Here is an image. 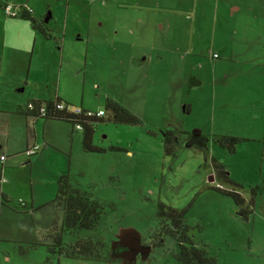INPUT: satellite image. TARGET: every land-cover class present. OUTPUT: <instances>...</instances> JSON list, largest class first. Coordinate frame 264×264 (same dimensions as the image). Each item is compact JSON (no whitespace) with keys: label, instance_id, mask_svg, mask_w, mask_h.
<instances>
[{"label":"rangeland","instance_id":"rangeland-1","mask_svg":"<svg viewBox=\"0 0 264 264\" xmlns=\"http://www.w3.org/2000/svg\"><path fill=\"white\" fill-rule=\"evenodd\" d=\"M24 3L35 18L43 19L40 24L52 38L47 42L31 21L26 23L29 31L14 34V28L8 29L1 75L21 74L22 65L16 63L22 60L34 71L25 97L38 83L44 100L58 96L94 113L104 110L106 116L94 127L93 144L100 152L84 151L82 133H74L75 142L59 139L61 153L50 152L48 162L34 170L35 185L29 180L23 188L1 183L12 200L0 206V264H123L48 251L54 245L48 237L50 204L57 197L51 167L103 204L96 233L111 249L124 230L133 229L148 241L150 236L158 239L149 259L138 258L135 264H177L181 231L162 232L160 205L188 208V237L217 264H264V32L256 30L264 23L260 7L245 3L257 13L248 15L243 27L240 16H230L237 5L233 0ZM1 35L0 27V41ZM110 100L136 114L140 123H115L107 111ZM197 130L207 138L204 152L186 146L188 135ZM167 135L175 136L172 155L166 154ZM223 136L233 138V152L219 143ZM212 158L223 163L228 179L209 181ZM31 185L36 205H45L22 212L19 201L30 205ZM215 187L238 193L244 206Z\"/></svg>","mask_w":264,"mask_h":264},{"label":"trees","instance_id":"trees-1","mask_svg":"<svg viewBox=\"0 0 264 264\" xmlns=\"http://www.w3.org/2000/svg\"><path fill=\"white\" fill-rule=\"evenodd\" d=\"M21 11L27 13V16L23 15V18H31L30 11L23 10V8ZM191 81L193 82L192 79ZM60 103L79 108L81 114L77 115L75 113H67L64 110H57L56 106ZM29 105H34L36 108L34 110L29 109ZM41 107L46 108L47 113L45 116H42L38 111ZM107 111L110 112L111 119L117 124L137 125L140 123V118L136 114L115 101H107ZM27 112L30 116L37 119L63 121L71 124L73 127L78 125L81 126L79 131L82 133L81 144L84 151H101L100 148L94 146L93 137L95 124L106 116L105 111H102L104 113L103 116H99L98 113L91 112L82 106H74L60 98H56L55 100L47 102L31 100L27 104ZM168 133H171V131ZM168 135L165 140V150L166 154L172 155L175 153L174 146H172ZM219 143L222 146H228L230 151H234L233 138L223 136L219 140ZM28 150L24 151L26 157H28L26 155ZM40 150L41 147L39 146V151ZM38 152L34 155H37ZM4 160L1 159V162ZM225 179H228L226 175L224 177V180ZM69 183V176L67 175H62L57 180V197L50 204L52 206L50 210L52 215L49 224L50 230L48 231V237L53 240L54 245L48 246V251L52 254L55 252L59 257L69 259L104 262L116 261V259L113 258V254L111 255L110 253L112 250L110 245L105 242L103 236H99V234L96 233L99 231L98 227L103 212V204L89 193L81 192ZM217 191L231 196L239 206H244V199L238 193L223 191L218 188ZM19 202L24 210L26 208H30L31 212L36 210L31 203L26 207V203H23L22 200ZM1 203L7 205L10 203V200L3 198ZM187 213L188 208L180 210L168 207L167 205H160L159 215L165 220L163 221V227H161L162 232L179 234L181 231L178 246L179 250L176 255L177 264H217L214 258L209 257L205 250L198 248L188 237L187 232H189L192 227L185 221ZM242 214L245 215L243 212ZM81 231L85 232V234L77 236ZM116 248L115 246L112 251H116Z\"/></svg>","mask_w":264,"mask_h":264},{"label":"crops","instance_id":"crops-1","mask_svg":"<svg viewBox=\"0 0 264 264\" xmlns=\"http://www.w3.org/2000/svg\"><path fill=\"white\" fill-rule=\"evenodd\" d=\"M233 1H235L237 5L233 7L230 16L232 18L236 17L237 15L240 16L239 18L243 19V27H246L248 24V15H256L257 13L255 8H252L251 6H244L245 3L251 5L250 3L253 2L255 5L260 7V12L264 14V0ZM28 4L24 3V0H0V21L2 19V22H0V27L3 33V35H1L2 41H0L2 44L0 47V70H3L5 66H3V63L5 62L4 59L8 29L14 28L12 29L14 34H19L23 30L29 31L30 25L28 26L26 23L31 21L33 23L32 27L34 29H40L43 32L47 42H49V40L52 38V34L47 32L40 24L43 21L41 18L42 15L38 16L42 20L35 18L36 16H34L32 12L33 10L32 8L30 9ZM8 7H12L11 11H13L12 13L14 15H9L6 12ZM22 8L23 10L31 12L30 19L23 18V15L27 16V13H23L21 11ZM245 22H247V24ZM248 26H251L252 28L254 27L252 25ZM256 30L264 32V23H261V26L256 28ZM35 33L37 32L35 31ZM33 38L35 39L34 42H37V35L34 34ZM16 64L22 65L23 69L22 73L17 74L16 77L6 78L0 73V114L5 116V118H0L3 119L0 120V129L2 130L0 134L1 136H5L4 139H0V186L1 183H3L11 188H23L28 180L30 184H36L34 181V170L36 168L39 169L40 167H43V164H46V160L48 162L50 152L53 154L61 153V150L56 145L57 141L61 138H71V141L75 142L74 133L80 132V129L73 127L71 124L63 121L41 120L28 114L27 104L29 101L37 100L47 102L52 101V99L50 98L48 100H44L43 95L38 89V83L35 85L36 90H30L29 96L25 97V92L30 86L32 80L31 77L34 71L32 69V64L26 66L25 62L22 60ZM56 98L60 97L56 96ZM60 99L63 100L62 98ZM65 102L69 103L68 101ZM81 106L85 108L82 104ZM100 111L104 110H99L98 113ZM41 143H43L45 146L48 145V148L41 147L39 145ZM36 145L41 147V150L38 152V154L32 157H26L24 151L31 149ZM3 153H7V157L5 156L6 154ZM2 156L6 157L3 162H1ZM50 170L55 172L52 174V176L54 182L56 183L58 178L63 175V172H61V170L58 171L54 167H51ZM30 187L32 192V201L30 203L34 208L36 207L37 209L41 206H44L45 204L41 205V203L36 205L33 186L31 185ZM3 198L12 200V198L7 196V194L3 192L2 189H0L1 207H3V204H1ZM22 202L25 203L24 200H22ZM26 207H28V205H26ZM1 211L2 210L0 208V212ZM24 211H27L26 213H30L26 209L22 212Z\"/></svg>","mask_w":264,"mask_h":264},{"label":"flooded vegetation","instance_id":"flooded-vegetation-1","mask_svg":"<svg viewBox=\"0 0 264 264\" xmlns=\"http://www.w3.org/2000/svg\"><path fill=\"white\" fill-rule=\"evenodd\" d=\"M172 132H174V131H172ZM176 133H177V131H176ZM180 133H185V132H179L178 135ZM169 139H170V141L172 143L174 141V139H175V136H170ZM206 142H207V138L202 134L201 131L197 130L194 133L188 135L187 141H186V146L187 147H193V148H196V149L201 150V151L204 152V149H205V146H206ZM209 174H210L209 181L211 183H214L215 181H218V180H224V177L226 175V171L224 169L223 163H221L219 161H216L214 158H212L211 172ZM214 189L217 191L216 187ZM153 237L154 236H150L149 237V241L147 239H145V238H141V244L143 246H147V247L153 248L154 245H156V242H158V239H153ZM116 240L117 239H115V241ZM116 247H117L116 251H112L111 250L110 253L113 254V257H114V259H116V261L122 263V257L124 255H126V253H128V248L124 247V246H121L119 244H116ZM150 254H151V251L147 255L146 254L145 255H138L137 259L141 258L142 261H147L149 259V255Z\"/></svg>","mask_w":264,"mask_h":264},{"label":"water","instance_id":"water-1","mask_svg":"<svg viewBox=\"0 0 264 264\" xmlns=\"http://www.w3.org/2000/svg\"><path fill=\"white\" fill-rule=\"evenodd\" d=\"M116 239L112 245V250L116 244L128 248V253L122 257L123 264H135L138 255H147L151 251L150 247L141 244V236L133 229L121 231Z\"/></svg>","mask_w":264,"mask_h":264},{"label":"built area","instance_id":"built-area-1","mask_svg":"<svg viewBox=\"0 0 264 264\" xmlns=\"http://www.w3.org/2000/svg\"><path fill=\"white\" fill-rule=\"evenodd\" d=\"M11 8L12 7H8L7 9H6V12L9 14V15H14L12 12L13 11H11ZM216 56V55H215ZM36 107H34V105H29V109H35ZM56 109L57 110H60V111H62V110H64V111H66L67 113H75V114H77V115H79V114H81V110L79 109V108H74V107H72V106H68V105H65L64 103H60V104H58L57 106H56ZM39 113L42 115V116H45L46 115V113H47V111H46V108L45 107H41L39 110ZM99 116H102V115H104V113L102 112V111H100L99 113ZM78 129H81V126H76ZM39 151V146L38 145H36V146H34L33 148H31V149H29L27 152H26V155L28 156V157H30V156H33L36 152H38ZM2 160H4L5 159V157H2L1 158Z\"/></svg>","mask_w":264,"mask_h":264}]
</instances>
